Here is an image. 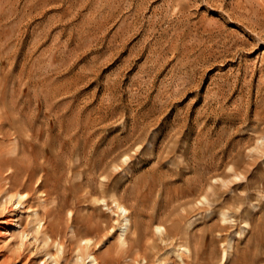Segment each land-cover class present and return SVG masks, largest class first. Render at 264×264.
Segmentation results:
<instances>
[{
	"label": "rangeland",
	"instance_id": "374dc122",
	"mask_svg": "<svg viewBox=\"0 0 264 264\" xmlns=\"http://www.w3.org/2000/svg\"><path fill=\"white\" fill-rule=\"evenodd\" d=\"M263 15L264 0H0V158L13 160L0 189L28 158L46 172L0 232V264H82L71 224L97 234L100 264H251L264 233ZM112 192L130 216L124 243ZM4 195L0 221L16 202ZM34 211L59 232L58 263L41 258Z\"/></svg>",
	"mask_w": 264,
	"mask_h": 264
},
{
	"label": "bare ground",
	"instance_id": "6f19581e",
	"mask_svg": "<svg viewBox=\"0 0 264 264\" xmlns=\"http://www.w3.org/2000/svg\"><path fill=\"white\" fill-rule=\"evenodd\" d=\"M263 1V0H262ZM238 3V2H237ZM246 4V2H245ZM228 6V5H227ZM240 7V6H239ZM245 11V10H244ZM237 13V12H236ZM250 14V13H249ZM239 15V14H238ZM264 16V15H263ZM250 17V16H249ZM182 18V17H181ZM186 24V23H185ZM203 24V23H202ZM212 24V23H211ZM252 24V22H251ZM253 25V24H252ZM255 27V26H254ZM253 28V27H252ZM256 28V27H255ZM261 31V30H260ZM260 35V34H259ZM254 40V38H253ZM259 40V39H258ZM158 69V68H157ZM159 70V69H158ZM253 70V69H252ZM154 78V77H153ZM152 79V78H151ZM167 84V83H166ZM191 85V84H190ZM10 86H12L10 84ZM177 87V85H176ZM171 95V94H170ZM4 98L2 96V94L0 93V117H5V113H6V107H5V102H4ZM113 104V103H112ZM20 107V106H19ZM163 108V107H162ZM105 115V114H104ZM122 119V118H121ZM120 119V120H121ZM124 120V119H123ZM124 123V122H123ZM160 123V122H159ZM102 125V124H101ZM118 126V125H117ZM165 126V125H164ZM168 126V125H167ZM124 127V126H123ZM158 127V126H157ZM155 128V127H154ZM159 128V127H158ZM157 128V129H158ZM152 129V128H151ZM153 130V129H152ZM151 130V131H152ZM155 131V130H153ZM28 132H31L30 130ZM106 134V133H105ZM29 135H32V137H36L35 139H39L40 137L36 134H29ZM35 135V136H34ZM46 136V135H45ZM13 137V136H12ZM30 138V137H29ZM159 138V137H158ZM227 140V139H226ZM13 141V140H12ZM12 141L9 143H12ZM16 138H15V141L12 143V148L11 147H8V148H4V149H9L8 151L10 150H13L15 148H13V144L16 143ZM147 142V141H146ZM149 142V141H148ZM45 143V142H44ZM43 142L41 143V145L43 144V147L42 149L45 151L47 150L45 147V144ZM226 143V142H225ZM28 144H30L28 142ZM27 144V145H28ZM147 144V143H146ZM149 144V143H148ZM147 144V145H148ZM2 145V144H1ZM0 145V146H1ZM5 145V144H4ZM138 146L140 144H137ZM9 146V145H8ZM11 146V144H10ZM137 146V147H138ZM17 147V145H16ZM45 147V148H44ZM136 147V146H135ZM134 147V148H135ZM136 147V148H137ZM141 147V146H140ZM3 149V147H2ZM5 150V151H6ZM137 150V149H136ZM1 151V150H0ZM6 151V153H10ZM131 151V150H130ZM4 151H2L3 153ZM14 152L15 149H14ZM1 153V154H2ZM5 153V152H4ZM5 153V154H6ZM129 153V152H128ZM11 154L12 151H11ZM9 154V155H11ZM15 154V153H14ZM8 155V154H7ZM126 155V154H125ZM3 156V155H2ZM7 157V156H6ZM126 157V156H125ZM124 157V154H123V158L125 159ZM128 157V156H127ZM34 159V158H33ZM46 157L44 158L43 162L46 161ZM122 158H120L121 160ZM124 159H122L123 161H125ZM35 160V159H34ZM13 160H4L2 158H0V164H3V163H8V168L11 169L12 167V162ZM127 161H128V158H127ZM215 161V160H214ZM114 162H112V165H113ZM127 163V162H126ZM32 161H31V158H28L27 161H24L22 163V172L20 174H18L17 176H13V174H6L3 176V180H4V187L2 189H0V194L3 192V194L5 193V195L7 196L8 195V200L7 201H16L13 205L12 208H9L8 210V214L7 215H4L3 216V220L0 221V232H4V231H9L11 229V226L14 224V219H15V214H16V211L18 210V205L20 204H25L24 202L26 201V196L28 194V191L27 190H40L42 188V185L39 183V184H35L33 186V184L36 182L39 181L40 178H42L44 175H46V172H44V167H43V164L41 162L37 163L34 168H32ZM0 166H3V165H0ZM228 166V165H227ZM230 166V165H229ZM4 168V167H2ZM111 168V167H110ZM227 168V167H226ZM232 168V167H231ZM1 169V167H0ZM114 169V167H113ZM9 171V170H7ZM12 171V170H11ZM113 171V170H112ZM231 171V170H230ZM234 171V170H233ZM232 171V173H233ZM10 172V171H9ZM235 172V171H234ZM1 173V171H0ZM69 174H70V171H69ZM80 175V173H77ZM77 176V175H76ZM232 176V175H231ZM80 178V177H78ZM105 178V176H104ZM81 179V178H80ZM102 179H103V175H102ZM75 180V179H74ZM77 180V179H76ZM100 181V180H99ZM102 181V180H101ZM1 182V181H0ZM102 183V182H101ZM2 184V183H1ZM100 184V183H99ZM104 185L106 186L105 188H107V184L104 183ZM99 186H102V185H99ZM103 188V187H102ZM104 188V189H105ZM48 189V188H47ZM40 192V191H39ZM46 192V191H45ZM65 192V191H64ZM203 190V194H202V198L203 199H207V193ZM42 193V192H40ZM49 193V192H48ZM85 193V190L84 192ZM88 193V192H87ZM37 194V193H36ZM81 194V193H80ZM213 194V193H212ZM4 195V197H5ZM85 194H83L84 196ZM103 195V194H102ZM49 196V194H48ZM111 197L110 200H112V205L111 207L108 206V208H111L110 210L112 212H115L117 217L119 218L118 219V230H119V234H118V238L120 240L121 243H124L125 242V233H126V230L128 228V225L130 224V216L128 214V209L126 208L125 204L123 202H121L117 196L112 192V194L109 195ZM52 197V196H51ZM50 198V196H49ZM94 198V197H93ZM6 199V197L4 198V200ZM3 200V198H2ZM3 200V201H4ZM55 200V199H54ZM101 201H105L106 199L103 197L100 199ZM3 201L2 204H3ZM50 201V199L48 200ZM93 199L91 200V203ZM94 201H98L97 203H99V197L95 198ZM199 201L202 202V200L200 199ZM0 202V203H1ZM43 202V201H42ZM52 204L53 203H56V202H53V200H51ZM88 202V201H87ZM94 202V204L96 203ZM104 203V202H103ZM1 204V205H2ZM51 204V203H50ZM4 205V204H3ZM104 205V204H103ZM41 206V205H40ZM47 206V205H46ZM49 206V204H48ZM42 207V206H41ZM181 207V206H180ZM45 208V206H44ZM49 208V207H48ZM47 208V209H48ZM36 209V208H35ZM41 208L39 207V209L37 211H39ZM43 209V208H42ZM37 211H34L35 213V219H36V232L38 234H40V241H41V246H40V250L42 252V256L41 258L45 260V256H48V258H52V260H54L55 263H58L59 260H58V251L61 250L63 248V245L62 243L60 242V240L57 239L58 235H59V232H57V234H54L52 233L48 226L47 225H41L42 222V218L38 217V212ZM70 212V211H69ZM68 212V214H69ZM223 215H225V212H222ZM71 215V213L69 214ZM52 217V216H51ZM225 219V217H223ZM248 224V221L245 220L244 224L241 226L240 230H237L235 233L236 234H241V232H244L245 231V228H246V225ZM72 225V224H71ZM70 225V228L72 231H75V235H76V239H77V245H76V253H77V256H79L81 258V261H83L82 264H100L97 256L94 254L93 250H92V245L95 243V240L97 237V234L93 231L91 232H88V231H76L75 227L76 225L74 226H71ZM113 226V224H112ZM262 227H264V225H262ZM2 229V230H1ZM155 229L156 231H158L160 234H163L165 232H167V226L165 225L164 222H158L156 223L155 225ZM264 230V229H262ZM21 232V231H20ZM71 233V232H70ZM94 233V234H92ZM181 233V232H180ZM185 234V233H184ZM21 237H24L28 235V230H23L22 233L20 234ZM186 235V234H185ZM74 236V234H73ZM72 237V235H71ZM231 239H232V236L231 238L229 239V241H227V244H228V247L231 246ZM186 240V239H185ZM252 240V248H253V255L251 257V264H260L263 262V258H264V233L258 229L256 231H254L253 233V236L251 238ZM103 240H101L100 242H102ZM119 242V241H118ZM120 243V244H121ZM123 245V244H122ZM52 247H55V251L52 250ZM178 248H181L182 252L183 251H189V248L187 247V245H179ZM171 250V249H170ZM175 252V250H173ZM224 252L226 255L229 254V252L226 250V248H224ZM176 255H179V257H182L184 255V253H181L179 254L178 251H176ZM186 255V254H185ZM188 257V255H186ZM184 256V257H186ZM135 257V255H134ZM134 259V258H133ZM86 260V261H85ZM134 261V260H133ZM136 261V260H135ZM126 263V262H125ZM138 263V262H137ZM221 263V262H219ZM127 264V263H126ZM184 264H187L184 262Z\"/></svg>",
	"mask_w": 264,
	"mask_h": 264
}]
</instances>
